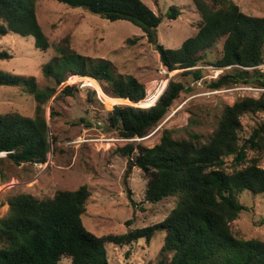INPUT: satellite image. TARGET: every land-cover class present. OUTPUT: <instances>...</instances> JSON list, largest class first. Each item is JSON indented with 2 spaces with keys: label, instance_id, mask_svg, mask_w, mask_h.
<instances>
[{
  "label": "trees",
  "instance_id": "obj_1",
  "mask_svg": "<svg viewBox=\"0 0 264 264\" xmlns=\"http://www.w3.org/2000/svg\"><path fill=\"white\" fill-rule=\"evenodd\" d=\"M57 1L109 21L127 20L139 27L168 72L180 70L197 81L202 78L203 65L230 67L210 79L208 87L217 90L245 83L264 88V72L257 69L264 64V16L246 14L232 0H192L201 21L195 34L177 48H166L158 42L161 16L143 0ZM178 14L179 9L172 5L166 16L174 19ZM9 32L32 36L35 47L41 50L50 46L37 18L35 0H0V37ZM55 50L57 54L41 66L42 73L54 79L53 87H41L34 76L0 69V85L19 87L34 102L32 116L17 111L0 113V153H4L0 164L5 160L15 165L47 162L57 140L55 130L50 128L59 114L52 101L73 95L70 84L56 89L67 70L104 82L115 97L121 98L112 105L107 124L125 139L144 137L186 85L170 77L147 100L148 107L118 104L130 103L127 99L141 104L145 98L143 83L131 75H114L105 60L86 65L66 45H57ZM8 58L11 54L0 50V59ZM88 83L93 87L94 82ZM258 110H264L262 96H243L223 107L205 141L195 133L174 138L172 131L165 129L152 147L129 140L117 148L128 158L129 169L136 166L146 175L147 202L176 197L175 206L157 223L123 234L98 236L90 232L81 218L89 196L85 184L75 190H58L52 197L38 198L29 193L9 197L8 209L0 216V264H60L64 257L71 264H109L105 242L127 245L139 238L148 242L156 230L164 231L156 264H264V239L237 236L230 226L241 211L247 210L239 201L242 192L264 194V168L259 165V155L264 152V123L248 136L241 135L240 117ZM250 150L257 155L248 158ZM126 223L129 225L130 220Z\"/></svg>",
  "mask_w": 264,
  "mask_h": 264
},
{
  "label": "rangeland",
  "instance_id": "obj_2",
  "mask_svg": "<svg viewBox=\"0 0 264 264\" xmlns=\"http://www.w3.org/2000/svg\"><path fill=\"white\" fill-rule=\"evenodd\" d=\"M143 1L161 16L157 38L164 47L177 48L197 31L201 17L192 0ZM232 1L246 14L264 16V0ZM172 5L179 9L174 19L166 16ZM35 11L48 38L49 48H36L30 35L9 32L0 37V50L11 54V58L0 59L1 70L34 76L41 87H53L54 79L44 75L41 66L57 54V45H66L82 57L86 65L105 60L110 63L114 75L135 77L144 85L145 98L142 101L150 100L170 77L185 81L186 85L164 117L144 137L125 139L116 135L107 124L112 105L121 98L115 97L104 82H98L89 75H73L67 70L65 80L56 89L70 84L73 95L59 96L52 101L59 113L54 117V123L50 124L57 135L54 152L48 153L44 164L15 165L8 160L0 164V216L8 209V198L18 193L46 198L52 197L58 190H75L85 184L89 196L86 211L81 217L82 223L98 236L123 234L163 220L175 206L176 197L147 202L144 193L146 175L136 166L129 169L128 158L122 156L117 148L129 140L152 147L159 142L165 129L171 130L174 138H188L189 133H195L201 141H205L216 127L225 105L243 96L264 98V88L245 83L217 90L208 87L210 79L229 71L230 67L216 69L212 65H203L202 78L197 81L182 75L180 70L168 72L160 63L153 44L147 42L144 32L127 20L109 21L81 7H70L57 0H35ZM257 69L264 72V64ZM88 81L94 82V88L88 85ZM131 104L140 105L139 102ZM14 111L32 116V98L19 87L0 85V113ZM47 111L46 107V114ZM240 121L241 135L248 136L254 127L264 123V110L245 113ZM256 155L252 150L248 152V158ZM259 165L264 168V152L259 155ZM239 201L247 210L241 211L230 223L233 233L263 240L264 222H259L264 219V194L252 195L245 191L239 195ZM128 220L129 225L126 223ZM163 237L164 231L156 230L148 242L145 238L127 245L107 241L108 262L156 264ZM60 264H71V260L64 257Z\"/></svg>",
  "mask_w": 264,
  "mask_h": 264
},
{
  "label": "bare ground",
  "instance_id": "obj_3",
  "mask_svg": "<svg viewBox=\"0 0 264 264\" xmlns=\"http://www.w3.org/2000/svg\"><path fill=\"white\" fill-rule=\"evenodd\" d=\"M148 104H149V101L145 100L144 102H141V104L139 106H143V107L145 106L146 107V106H149Z\"/></svg>",
  "mask_w": 264,
  "mask_h": 264
},
{
  "label": "water",
  "instance_id": "obj_4",
  "mask_svg": "<svg viewBox=\"0 0 264 264\" xmlns=\"http://www.w3.org/2000/svg\"><path fill=\"white\" fill-rule=\"evenodd\" d=\"M160 94H161V93H160ZM160 94L158 95V97L160 96ZM158 97H157V98H158ZM157 98H156V100H157ZM127 100L130 102V103H128V104L133 103V102H131L129 99H127ZM156 100H155V101H156ZM136 139H139V138H136ZM140 139H141V138H140Z\"/></svg>",
  "mask_w": 264,
  "mask_h": 264
},
{
  "label": "built area",
  "instance_id": "obj_5",
  "mask_svg": "<svg viewBox=\"0 0 264 264\" xmlns=\"http://www.w3.org/2000/svg\"><path fill=\"white\" fill-rule=\"evenodd\" d=\"M0 154H4V153H0Z\"/></svg>",
  "mask_w": 264,
  "mask_h": 264
}]
</instances>
